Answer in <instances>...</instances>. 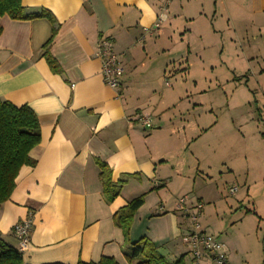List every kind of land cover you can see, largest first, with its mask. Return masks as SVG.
I'll use <instances>...</instances> for the list:
<instances>
[{
    "label": "crops",
    "instance_id": "obj_1",
    "mask_svg": "<svg viewBox=\"0 0 264 264\" xmlns=\"http://www.w3.org/2000/svg\"><path fill=\"white\" fill-rule=\"evenodd\" d=\"M22 2L28 12L44 8L55 16L50 52L62 73L44 56L49 20L0 18V98L28 104L41 125V142L30 152L35 165L21 168L11 197L0 204V239L19 249L13 227L32 212L23 264H77L103 256L129 264L125 252L145 236L167 259H177L191 227L177 201L188 196L193 212L202 198H190L200 176L188 152L190 132L206 126L186 117L199 103L192 104L188 92L176 94L167 70L192 53V39L200 40L196 51H205L224 33H246L247 24L264 31V0ZM162 12L164 21L139 43ZM102 37L113 39L125 67L118 89L101 74L96 53ZM140 113L152 116L153 127L137 120ZM100 162L109 165L113 181L124 180L112 201L103 191ZM140 195L144 203L125 235L114 215ZM203 228L223 244L231 264H241L240 247L228 235L222 239ZM191 262L212 264L206 257Z\"/></svg>",
    "mask_w": 264,
    "mask_h": 264
},
{
    "label": "rangeland",
    "instance_id": "obj_2",
    "mask_svg": "<svg viewBox=\"0 0 264 264\" xmlns=\"http://www.w3.org/2000/svg\"><path fill=\"white\" fill-rule=\"evenodd\" d=\"M249 26L208 42L205 51H196L201 43L192 39V53L181 65L171 63L166 76L176 94L188 92L199 103L186 117L206 126L191 130L188 146L200 165L190 194L202 196L199 222L222 239L228 235L240 247L241 264H264V31ZM184 244L186 251L169 262L196 260Z\"/></svg>",
    "mask_w": 264,
    "mask_h": 264
},
{
    "label": "trees",
    "instance_id": "obj_3",
    "mask_svg": "<svg viewBox=\"0 0 264 264\" xmlns=\"http://www.w3.org/2000/svg\"><path fill=\"white\" fill-rule=\"evenodd\" d=\"M9 15L17 20L45 18L53 24L52 34L44 44V56L55 73H62L58 60L51 54L50 45L57 35L56 19L47 9L28 12L22 0H0V18ZM3 28L0 24V35ZM41 142V125L35 111L28 105H16L0 98V204L7 201L15 188L16 179L25 165H35L31 150ZM100 178L103 191L108 201H112L121 193L122 184L113 181L112 170L105 162H100ZM144 203L140 195L130 200L114 215L115 223L125 235H128L135 214ZM129 264H184V256L174 263L159 253L158 247L147 237L133 244L130 252H125ZM0 264H23V253L18 248L0 239ZM64 264V263H46ZM77 264H121L113 256H103L97 262L80 261Z\"/></svg>",
    "mask_w": 264,
    "mask_h": 264
},
{
    "label": "built area",
    "instance_id": "obj_4",
    "mask_svg": "<svg viewBox=\"0 0 264 264\" xmlns=\"http://www.w3.org/2000/svg\"><path fill=\"white\" fill-rule=\"evenodd\" d=\"M166 17L165 12L158 15L156 21L151 27L145 28V33L138 39L139 43L145 41L147 33H152L158 28ZM97 57L101 60V74L104 82L113 87L120 88L122 78L125 73V67L122 63L121 56L115 51V44L111 37H102L98 42ZM137 120L145 127H153V118L146 113H140L137 116ZM237 188H231V192L235 193ZM188 196H183L177 201V208L180 211L186 213L191 220V227L183 236L186 243L190 245L193 258L196 261L202 258H209L212 264H231L227 253L223 250V244L218 238L210 233H207L201 223L199 222V216L203 208V204L199 202L196 206V210L193 212L187 207L186 202ZM33 213L20 222H17L13 229L16 237L19 241V250L24 251L30 244V237L33 227Z\"/></svg>",
    "mask_w": 264,
    "mask_h": 264
}]
</instances>
